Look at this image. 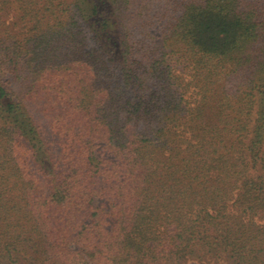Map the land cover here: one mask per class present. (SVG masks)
I'll return each mask as SVG.
<instances>
[{"label": "trees", "instance_id": "16d2710c", "mask_svg": "<svg viewBox=\"0 0 264 264\" xmlns=\"http://www.w3.org/2000/svg\"><path fill=\"white\" fill-rule=\"evenodd\" d=\"M0 264H264V0H0Z\"/></svg>", "mask_w": 264, "mask_h": 264}]
</instances>
